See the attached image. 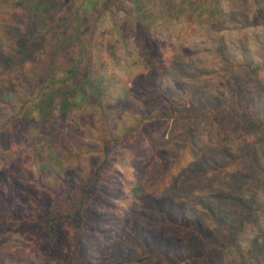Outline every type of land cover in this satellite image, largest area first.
<instances>
[{
	"label": "trees",
	"instance_id": "obj_1",
	"mask_svg": "<svg viewBox=\"0 0 264 264\" xmlns=\"http://www.w3.org/2000/svg\"><path fill=\"white\" fill-rule=\"evenodd\" d=\"M261 3L0 0V225L13 246L40 255L47 236L57 251L43 255L56 264L68 248L73 264L106 218L86 259L264 264Z\"/></svg>",
	"mask_w": 264,
	"mask_h": 264
},
{
	"label": "rangeland",
	"instance_id": "obj_2",
	"mask_svg": "<svg viewBox=\"0 0 264 264\" xmlns=\"http://www.w3.org/2000/svg\"><path fill=\"white\" fill-rule=\"evenodd\" d=\"M264 6V3H261ZM261 4H257L255 6L256 12L259 14V11H263L264 7L261 6ZM162 25H166V22H162ZM260 26H262L261 24H258ZM259 37V39L257 38ZM252 41H254L257 45L254 47V49L252 50L255 54L260 53L261 56L264 55V36L260 35L259 33L255 36H253L251 38ZM264 72L261 73V77H263ZM264 164V163H263ZM264 172V169L263 171ZM145 228L148 231H153V229H151V223L147 222L145 223ZM12 227L13 224L8 223L7 221H5L4 223H2V225H0V264H39L40 262H37L38 260H40L41 258L44 260L45 264H54V259L50 256V255H43V249H46L48 252H53L55 253L57 250H48L47 247L51 246V243L48 241L47 239L48 237L46 236V239L42 242L43 244V249L41 248V254H34L36 251L31 252L30 249H20L18 247L13 246L12 244ZM31 228L30 225H19L17 227L16 230H18L20 232L21 235L25 236L23 233L28 232V230ZM42 226L40 225L38 227L39 231L42 230ZM88 231L85 232L84 234V239H85V246L83 248V259L73 263V264H101L98 262H95V260H92L93 256L90 253V257H88L87 259L85 258V256L88 255L89 253V248L87 246V243L92 247L95 243L99 242L101 245L102 244H106V239L109 235V233L106 232H110L111 228L108 227V221L105 218L104 220L101 221H95L93 222V224L88 225ZM70 230V229H69ZM68 231V230H66ZM94 231V232H93ZM165 231V235L161 234L163 238L166 239V233L168 231L167 226H164L162 228V230L160 232ZM69 232V231H68ZM102 233H105L104 236L102 237ZM107 235V236H106ZM106 236V238H105ZM29 241H32L29 238ZM2 242H6V245L3 246L1 244H3ZM16 242V240H15ZM47 242V243H46ZM21 243L23 244V240H21ZM45 246V247H44ZM118 248V247H116ZM95 251V250H93ZM117 251V250H116ZM67 252V255H65ZM58 256L60 257L59 260L56 262V264H68V259H70V255H69V250L68 248L63 251V252H59ZM70 264V263H69Z\"/></svg>",
	"mask_w": 264,
	"mask_h": 264
}]
</instances>
